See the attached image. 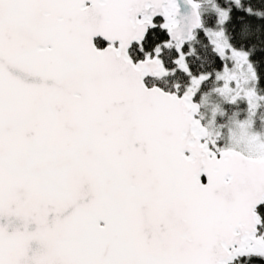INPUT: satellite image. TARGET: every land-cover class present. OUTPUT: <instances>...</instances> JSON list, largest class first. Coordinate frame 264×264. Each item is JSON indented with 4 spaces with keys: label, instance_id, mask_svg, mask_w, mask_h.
<instances>
[{
    "label": "water",
    "instance_id": "obj_1",
    "mask_svg": "<svg viewBox=\"0 0 264 264\" xmlns=\"http://www.w3.org/2000/svg\"><path fill=\"white\" fill-rule=\"evenodd\" d=\"M200 6L0 0V264L264 256V157L213 150L194 91L147 85L159 58L129 55L156 18L181 50Z\"/></svg>",
    "mask_w": 264,
    "mask_h": 264
},
{
    "label": "trees",
    "instance_id": "obj_2",
    "mask_svg": "<svg viewBox=\"0 0 264 264\" xmlns=\"http://www.w3.org/2000/svg\"><path fill=\"white\" fill-rule=\"evenodd\" d=\"M196 1L201 3L203 28L195 31L181 50L168 41L164 22L156 18L155 27L147 31L140 44L130 47L129 55L134 61L154 55L159 58L161 68L157 75L145 79L147 85H158L178 94L192 90V85L197 87L194 94L200 104L199 118L212 137L219 135L215 147L221 148L226 142V129L233 123L245 121L254 131H264V0ZM218 11L223 13L221 21ZM219 28L230 49L250 66L254 94L261 98L255 108H250L244 99L231 101L219 91L218 75L231 62L220 55L206 33ZM95 44L105 45L100 39ZM257 213L261 218L259 234L264 237V203L257 208ZM232 264H264V256L249 254Z\"/></svg>",
    "mask_w": 264,
    "mask_h": 264
},
{
    "label": "rangeland",
    "instance_id": "obj_3",
    "mask_svg": "<svg viewBox=\"0 0 264 264\" xmlns=\"http://www.w3.org/2000/svg\"><path fill=\"white\" fill-rule=\"evenodd\" d=\"M218 17L219 21H221L223 17V13L221 11H218ZM206 33L220 55L224 59H228L230 60L229 62H231L230 66H226L227 69L222 70L220 75H218V79L220 81L219 91L221 93L223 91L228 97H230L231 101H235L236 99H244L245 103L250 108L257 107L259 102H261V98L254 94V97L251 99V96L254 92L253 79L251 76H249V69H247L246 65L242 63V58L240 56H236L235 51L230 49L222 29L219 28L217 30H208ZM238 65L241 67L240 73H237ZM158 72L159 70L155 73V75H157ZM228 73H234L235 77L240 80V84L238 86L240 87L243 85L245 95H242L238 98L235 97L234 87L231 82L233 79H230V74ZM227 80H229V84H226ZM191 87H193L192 91L196 90L197 88L195 85H192ZM226 99L228 98L226 97ZM210 133L211 132L208 129V139L210 146L215 147L217 146L215 144L216 137L219 140V135L212 137ZM226 134V142H224L225 145L221 148H232L248 155L264 157V131L256 132L251 129L248 122L241 121L233 123L231 126H229L226 129Z\"/></svg>",
    "mask_w": 264,
    "mask_h": 264
},
{
    "label": "flooded vegetation",
    "instance_id": "obj_4",
    "mask_svg": "<svg viewBox=\"0 0 264 264\" xmlns=\"http://www.w3.org/2000/svg\"><path fill=\"white\" fill-rule=\"evenodd\" d=\"M242 63L244 65H246L247 69H249V76H251V78H253V73L251 72L250 66L247 64L246 60L245 59H242ZM224 69H227V67H225ZM240 72H241V67H240V65H238L237 73H240ZM228 74H230V73H228ZM230 79H233V81L231 80V82H232V85L234 87L235 97L238 98V97H240L242 95H245V93H244V87H243V85L240 86V87L238 86L240 84V80L235 77V74L234 73L230 74ZM226 84H229V80H227V83ZM253 97H254V92H253V95L251 96V99ZM210 147L213 150H217V148H215V147H212V146H210Z\"/></svg>",
    "mask_w": 264,
    "mask_h": 264
}]
</instances>
